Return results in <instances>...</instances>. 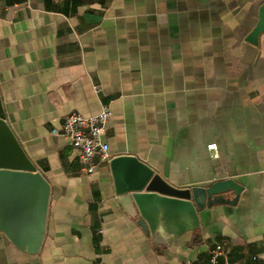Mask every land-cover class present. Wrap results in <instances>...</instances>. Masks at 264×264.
<instances>
[{
	"label": "crops",
	"instance_id": "crops-1",
	"mask_svg": "<svg viewBox=\"0 0 264 264\" xmlns=\"http://www.w3.org/2000/svg\"><path fill=\"white\" fill-rule=\"evenodd\" d=\"M264 0H0V104L50 184L40 249L0 230V264H264ZM111 109V156L135 155L178 187L231 178L235 203L158 244L120 207L109 162L81 169L51 132ZM215 143L217 156L207 145ZM226 198L233 193L227 192Z\"/></svg>",
	"mask_w": 264,
	"mask_h": 264
},
{
	"label": "water",
	"instance_id": "water-1",
	"mask_svg": "<svg viewBox=\"0 0 264 264\" xmlns=\"http://www.w3.org/2000/svg\"><path fill=\"white\" fill-rule=\"evenodd\" d=\"M264 32V4L246 39ZM114 194L123 211L158 244L200 227V211L214 202L235 203L242 186L231 178L178 187L135 155L111 157ZM232 192V198L224 195ZM50 184L26 155L0 104V230L21 251L35 253L43 241Z\"/></svg>",
	"mask_w": 264,
	"mask_h": 264
},
{
	"label": "built area",
	"instance_id": "built-area-1",
	"mask_svg": "<svg viewBox=\"0 0 264 264\" xmlns=\"http://www.w3.org/2000/svg\"><path fill=\"white\" fill-rule=\"evenodd\" d=\"M111 116V109L102 106L101 110L92 115H83L71 111L62 117L58 128L51 132L62 136L72 147L79 151L81 169L85 173H92L111 159L108 143L104 139ZM212 151V156H217L215 143L207 145ZM224 255L221 244H215L209 254L207 264H219V259ZM182 264H189L187 261Z\"/></svg>",
	"mask_w": 264,
	"mask_h": 264
}]
</instances>
